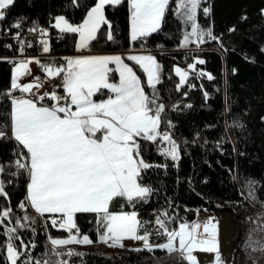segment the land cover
<instances>
[{"label":"trees","instance_id":"obj_1","mask_svg":"<svg viewBox=\"0 0 264 264\" xmlns=\"http://www.w3.org/2000/svg\"><path fill=\"white\" fill-rule=\"evenodd\" d=\"M95 3L96 0H14L4 10L5 18L0 20V128L8 137L12 96L17 94L11 90L16 61L10 62L8 58L17 51L13 36L18 28L13 25L19 23L20 27L35 31L44 29L48 34V54L60 66L67 56L76 52L77 33H62L54 27L56 18L63 16L74 26L79 25ZM104 15L108 23L100 26L96 39L83 50L123 56L129 50H143L155 58L160 65L155 89L147 84L138 65L126 61L140 77L145 93L150 97L155 93L157 104L164 107L159 133L171 134L177 145V159L173 160L171 156L163 157L164 141L137 138L140 158L150 165L141 170L137 182L151 191L145 199L132 202L117 197L109 212L134 211L144 217H162L167 213L166 223L176 228L193 220L201 210L219 218L238 207L248 208L253 204L264 210V0H201L196 24L201 30H210L217 39L206 37L199 47L192 42L185 47L181 45L184 24L177 14L176 0L169 1L160 28L136 41L130 37L129 0L106 5ZM109 31L112 40L107 38ZM198 60L204 63L199 64ZM189 64H195V70ZM176 67L188 72L185 84L179 89ZM200 73L211 75L212 79ZM112 76L117 78L115 72ZM53 82L57 91L62 92V78L56 77ZM107 91L102 90L93 99H105ZM41 103L52 105L53 102L45 98ZM22 150L14 139L0 138V165L4 166L0 181L6 193L0 195V211L12 210L0 223V264H10L6 247L7 229L12 227L17 229L13 243L24 253L17 264H24L30 257L33 264L43 260L50 264L65 260L67 264H187L179 253L144 248L120 252L105 246L99 242L103 228L95 213H78L75 217L79 236L88 235L93 241L73 247L72 251L83 255L51 254L49 238L65 239L68 233L58 226L52 227V215L41 217L28 206L29 175L14 166ZM21 203L26 205L25 209L19 207ZM25 216L34 218L35 223L23 220ZM17 219L26 227L20 228ZM151 237L150 241H155ZM21 240L27 247H20Z\"/></svg>","mask_w":264,"mask_h":264},{"label":"snow or ice","instance_id":"obj_2","mask_svg":"<svg viewBox=\"0 0 264 264\" xmlns=\"http://www.w3.org/2000/svg\"><path fill=\"white\" fill-rule=\"evenodd\" d=\"M121 2L122 0H97L81 24L74 26L61 16L56 18L54 27L59 28L62 33H78V49L87 48L89 42L96 39L100 26L108 23L104 15L105 6L119 5ZM200 2L201 0H178L176 3L177 14H180V10H185L186 20L191 22V32L185 33L182 47L190 42L197 43L199 47L206 37L209 40L217 39L210 30H201L195 22ZM13 4L14 0H0V20L5 18L4 10ZM168 5L169 0H130L131 40L136 41L156 32ZM204 12L207 14L208 9L205 8ZM13 26L19 28L20 24ZM107 38L113 39L110 31ZM42 43L43 51L48 52L47 42ZM127 60L134 61L147 74L148 85L155 89L159 83L160 71L155 58L151 55H128ZM33 62L48 77H62L64 95L53 91L45 92L35 100L13 98L11 136L8 137V133L0 128V138L14 139L18 147L22 146L26 150L20 152L14 166L17 171L26 170L30 177L27 195L30 207L41 217L53 214L50 217L52 227L58 226L69 233L66 239L49 238L52 254L83 255L74 251L65 254L58 249L74 243L92 244L88 235L79 236L80 229L75 217L78 213H95L99 217L98 224L104 229L99 236L101 243L108 244L111 241L110 246L122 247L121 241L124 239L138 240L143 242L144 249L148 251L159 248L168 254L179 253L187 264H198L194 251L214 254L213 264H224L219 248L218 226L214 218H209L203 224L181 223L177 231L169 230L165 220L158 216L155 223L163 232L158 231L157 234L166 235L167 242L152 245L149 243L151 233L137 219L136 212H109V206L115 198H126L129 202L143 200L151 191L137 182L141 170L150 167L140 158L137 138L155 142L159 136L161 141L170 145V149H163L162 154L171 156L173 160L177 159L175 141L168 133L158 132L164 107L157 104L155 93L151 97L145 93L134 67L125 63L120 55L67 59L66 67L43 65L38 59L21 60L13 71V90L31 93L34 87H41L39 77L35 78L36 83L22 85L18 82L21 76L31 74L29 64ZM197 63L203 64L204 61L198 60ZM109 64H115V69L110 68ZM188 67L195 70L196 65L189 64ZM113 71L119 74L118 83L109 81V74ZM175 72L180 78L177 85L179 89L185 84L188 72L179 67L175 68ZM200 75H207L209 80L212 79L206 73ZM105 89L113 95L100 102L94 101L93 97ZM45 98L54 103L50 107L39 103ZM61 101L65 103L61 104ZM98 133L101 135L98 136ZM3 172L4 166L0 165V174ZM0 195H6L3 181H0ZM19 207L25 209L26 205L21 203ZM11 211V208L0 211V223L9 217ZM22 219L35 223V219L28 216ZM16 223L20 228L26 227L20 223V219ZM138 228H144V234H138ZM74 229L76 234H73ZM16 231L15 227L7 229L9 235L6 251L10 264H17L24 254L13 243L17 239L13 235ZM20 247H27L22 240ZM24 264H33L32 258ZM35 264L41 262L35 261ZM43 264L50 262L45 260ZM57 264H67V261H59Z\"/></svg>","mask_w":264,"mask_h":264},{"label":"rangeland","instance_id":"obj_3","mask_svg":"<svg viewBox=\"0 0 264 264\" xmlns=\"http://www.w3.org/2000/svg\"><path fill=\"white\" fill-rule=\"evenodd\" d=\"M177 2H178V0H176V3ZM184 11L185 10H180V14H179V16L182 19V22L184 24L183 39H184L185 33L191 32V22L186 20V16L184 15ZM195 22H196V20H195ZM161 23H162V20H161ZM130 25H131V17H130ZM130 36H131V33H130ZM192 39H194V38H192ZM182 44H183V40H182L181 45ZM183 47H185V46H183ZM49 66H51V65H49ZM115 67H116V65H115ZM14 68H15V66L13 67V70H14ZM13 70H12V72H13ZM46 77H47V79H52V80L54 79V78L48 77L47 74H46ZM145 77L147 80V74L146 73H145ZM106 93H107L106 94L107 96H110L109 91H107ZM111 95H113V94H111ZM169 135L171 136V138H174L171 134H169ZM165 143L166 144H165L164 149H170V145L167 142H165ZM168 157H169V155H168ZM109 208H110V206H109ZM131 212H134V211H131ZM120 213H123V212L112 213V214H120ZM212 214L213 213H210L207 211H204V212L202 211L197 216L200 215V217L203 219V223H204L209 218H214L213 217L214 214L213 215ZM157 217H158V215H152V216L146 215L144 217V216H141L140 214L137 213V219L141 223H143L145 228H147V230L151 233V236H152L151 238L155 240L154 243H156V241H160L163 239L165 240V238H164L165 235H158L157 234L158 231L160 233L163 232V230L159 229V226L156 225V223H155V220ZM160 218L165 220V222H167L169 219V217H165V215H163ZM175 218L177 219L178 216H175ZM219 219L223 222L224 231H223L222 235H221V227L218 223V220H215V218H214V222L217 223L218 235L220 236L221 241L223 242V246H221L219 248H220L221 257H222L224 264H264V250H262V249H264V210L263 209L261 210L258 207H255L254 204L248 208L238 207L235 210H233L232 213H230V214L229 213L223 214ZM43 221H45V220H43ZM166 225H167V227H171V225H169L167 223H166ZM179 225L180 224H178L177 228H175V227L174 228L171 227V228L178 231ZM103 231H104V229H103ZM141 231H144V228H138V234H141L140 233ZM201 231H202V229H201ZM68 236H69V233H68ZM68 236L66 238H68ZM82 236L83 235H81L80 237H82ZM149 241H150V238H149ZM134 242L141 244L140 247L143 246L142 241L132 240V239L122 240L121 241V244L123 245L122 247L110 246L112 243L111 241H109L108 244H104V243H102V244H104L105 246H108V247H113V249L120 251V252L125 251V250H130V249H140L134 245V244H137ZM176 243L178 244V242H176ZM48 244H49L50 249L52 250V246L50 244V241L48 242ZM77 246L82 247L85 245L75 244V243L69 244V245H66V246L59 248V251L61 253L66 254L68 251H72L73 247H77ZM154 249H157V248H154ZM51 254H52V252H51ZM193 255L197 258L198 264H213L214 254L204 253L201 251H194ZM42 262H44V260Z\"/></svg>","mask_w":264,"mask_h":264},{"label":"crops","instance_id":"obj_4","mask_svg":"<svg viewBox=\"0 0 264 264\" xmlns=\"http://www.w3.org/2000/svg\"><path fill=\"white\" fill-rule=\"evenodd\" d=\"M97 2V0H96ZM86 18V17H85ZM55 23H56V20H55ZM130 33H131V25H130ZM131 37V36H130ZM79 44V34L77 33V41H76V52L74 54H71L69 56H67L65 59H64V64L60 65V66H57V67H61V66H65L66 65V62H67V59H72V58H78V57H87V56H114V55H120L122 58H124V62L127 63L126 59H127V56L128 55H151L149 52L147 51H143V50H129L126 52V54L123 56L122 54H119V53H108V52H101V53H95V52H85L83 49H78L77 45ZM152 56V55H151ZM46 59L49 58L50 60H42V59H38L40 60V63L43 64V65H51L52 67H56L55 63H53V58L51 55H48L47 57H45ZM34 59H37V58H34V57H28L26 58L25 60H33ZM21 61V60H19ZM19 61H16L14 66L17 65V62ZM134 62V61H133ZM135 63V62H134ZM128 64V63H127ZM13 66V67H14ZM66 67V66H65ZM109 67L114 69L115 68V64H109ZM139 67V66H138ZM29 68L31 69V74H25L23 76L20 77L19 79V83L20 84H28V83H36V80L35 78L36 77H44L47 79L46 77V74L44 72V70L37 64H35L34 62L33 63H30L29 64ZM140 68V67H139ZM141 69V68H140ZM13 70V69H12ZM142 70V69H141ZM14 71V70H13ZM115 72V71H113ZM113 72H111L109 74V81L112 82V83H118L119 82V74H117L115 72V75L117 78H113L112 74H114ZM143 72V70H142ZM144 73V72H143ZM145 75V73H144ZM12 76H13V72H12ZM111 76V77H110ZM62 78V77H61ZM51 81H53L52 79H49ZM12 91L14 92H17V94H15L14 96H12V99L13 98H16V99H20V98H25V99H31L29 96H31L32 94H36V93H39L40 92V88H33L32 89V92L31 93H22L20 92L18 89H15L13 90L11 88ZM62 92L64 93V90H63V87H62ZM112 93H110L111 95ZM109 96H107L105 99H107ZM103 99V100H105ZM94 100V99H93ZM101 100V101H103ZM95 101V100H94ZM96 102H100V101H96ZM41 103V102H39ZM43 105L45 106H51V105H48V104H45V103H42ZM39 106V105H38ZM12 110V108H11ZM74 110V109H73ZM159 132V131H158ZM98 136L101 135L100 133L97 134ZM159 138V136L157 137V139ZM26 151V150H25ZM27 162V161H26ZM30 183V177L28 178V182H27V187H26V202L28 204V206L30 207V204L29 202L27 201V195H28V184ZM125 200H127L126 198H124ZM31 208V207H30ZM32 209V208H31ZM34 212L35 210L32 209ZM204 212V210H201V211H198L197 215L200 214V212ZM120 212H123V213H131L130 212H124V211H120ZM36 213V212H35ZM119 213V212H117ZM37 214V213H36ZM47 215V214H46ZM49 215V214H48ZM50 215H53V214H50ZM213 215V214H212ZM200 216V215H199ZM215 218V220H218V223L221 227V235L223 234V231H224V228H223V222L219 219V217H217L216 215L213 216ZM178 226V225H177ZM177 228V227H176ZM174 230V229H172ZM165 240H160V241H156V243H154L155 241H149L150 244L152 245H158V244H162V243H165L167 242V238H166V235H165ZM218 241H219V247L223 246V242L221 241V238L220 236L218 235ZM178 242V241H177ZM134 243H137V242H134ZM135 246H137L138 248H144L143 246H141V244H134ZM136 248V247H135ZM159 249V248H157ZM161 250V249H160Z\"/></svg>","mask_w":264,"mask_h":264},{"label":"built area","instance_id":"obj_5","mask_svg":"<svg viewBox=\"0 0 264 264\" xmlns=\"http://www.w3.org/2000/svg\"><path fill=\"white\" fill-rule=\"evenodd\" d=\"M31 29H27L26 27H19L17 33L13 36L14 39L17 41V51L16 53L9 58L10 62L25 60L28 57H35V58H45L49 54L48 52H44V43L48 39V34L44 29L38 28L36 31H30ZM2 34V26L0 24V35ZM28 45H31L29 47ZM9 49V47H7ZM22 49V51H21ZM39 83L41 85L40 92L34 93L29 96L31 99L35 100L37 97L43 95L45 92L51 93L55 91L58 95H64L63 92L57 91V85L44 77H39ZM53 102V101H52ZM54 103V102H53ZM65 103L61 101V104ZM173 140V138H172ZM163 157H168L167 154H163ZM189 225L192 223H203L201 217L197 216L193 220L187 222ZM73 234H76L75 229L73 230ZM42 264V263H41Z\"/></svg>","mask_w":264,"mask_h":264},{"label":"bare ground","instance_id":"obj_6","mask_svg":"<svg viewBox=\"0 0 264 264\" xmlns=\"http://www.w3.org/2000/svg\"><path fill=\"white\" fill-rule=\"evenodd\" d=\"M8 58H10V57H8Z\"/></svg>","mask_w":264,"mask_h":264}]
</instances>
